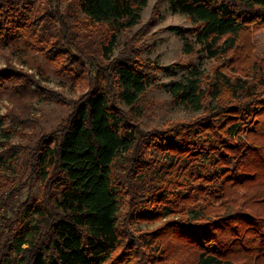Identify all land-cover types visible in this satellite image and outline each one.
Wrapping results in <instances>:
<instances>
[{"label":"trees","instance_id":"trees-1","mask_svg":"<svg viewBox=\"0 0 264 264\" xmlns=\"http://www.w3.org/2000/svg\"><path fill=\"white\" fill-rule=\"evenodd\" d=\"M149 1L0 0V41L91 82L63 129L30 153L42 194L18 200L1 184L0 264H105L122 247L112 264H264V59L240 48L245 32L264 28V0H169L193 23L171 28L185 51L221 64L167 84L202 116L145 132L119 104L134 108L150 73L111 55ZM31 76L0 70V84L35 96ZM12 157L1 154L0 172ZM124 198L140 221L172 219L130 238L118 224Z\"/></svg>","mask_w":264,"mask_h":264},{"label":"rangeland","instance_id":"rangeland-1","mask_svg":"<svg viewBox=\"0 0 264 264\" xmlns=\"http://www.w3.org/2000/svg\"><path fill=\"white\" fill-rule=\"evenodd\" d=\"M192 25L187 15L173 12L169 0H150L140 22L118 37L111 57L136 59L151 76L149 88L134 108L119 104L120 109L145 132L189 123L204 114L176 103L167 88V84L179 80L182 75H189L194 69L207 76L212 75L214 68L221 64L218 59H211L197 50L186 52L184 41L171 29L173 26L190 28ZM241 41L242 50L250 44L255 55L264 59V28L245 32ZM10 68L32 75L41 87L35 96H27L15 93L20 90L11 87L10 82L0 84V117L9 131V136L0 134V157L2 153L4 156L13 155L10 170L0 172V186L8 185L17 199L23 200L29 193L40 196L43 192L42 182L31 176L30 153L42 138L63 129L73 113L75 102L89 90L91 82L89 73H82L83 76L79 77L60 70L41 52L29 50L20 41H0V70ZM170 219L140 221L129 213L127 198L121 201L118 214L119 229L122 233L127 229L130 238L153 231ZM122 251L123 247L105 264L116 262ZM135 261L136 258L131 257L126 264Z\"/></svg>","mask_w":264,"mask_h":264}]
</instances>
